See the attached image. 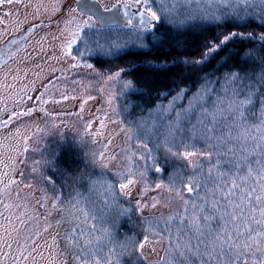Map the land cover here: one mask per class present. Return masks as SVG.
Here are the masks:
<instances>
[{"label": "rangeland", "instance_id": "rangeland-1", "mask_svg": "<svg viewBox=\"0 0 264 264\" xmlns=\"http://www.w3.org/2000/svg\"><path fill=\"white\" fill-rule=\"evenodd\" d=\"M122 1L100 0L104 8ZM70 20L92 24L80 29V39L84 34L97 39L110 37V33L103 31L105 29L99 27L92 17L76 9L74 0L0 2V45L11 40L12 36L23 34L34 24L46 23L33 32L28 31L25 35L28 38L21 49L0 66V237L4 236L3 226L8 224L6 216L12 218L16 228V231L9 228L12 231L11 248L5 247L0 239V264H16L13 257L21 254L29 258L20 260L19 264H71L66 256L67 252L72 254L68 235L72 243L80 240L83 244L87 240L97 242V237L83 238L84 234H88L90 224L92 230L97 229V221H82V212L78 211L76 203L66 200L60 186L52 178L53 163H48L47 159L51 158V153H56L53 148L61 145L69 146V149L78 148L88 166L99 174H105L96 187L98 196H102L112 188L108 187L111 185L109 175L118 180L115 173L127 170L126 150L137 143L120 106L127 88L121 83V77H116L118 71L98 69L72 56L71 50L80 39H76L70 49L67 48L71 36L64 30ZM124 27L126 31L119 30L118 36L106 40L110 50L113 49L111 45L123 43L126 34L132 32L131 28ZM70 30H75V24ZM85 52L90 53L89 50ZM73 64L76 66L73 67ZM109 76L116 78L110 80ZM256 128L251 129L258 136ZM129 135H132L131 141L128 140ZM136 151L148 155L147 148ZM207 157V154L197 155L189 160L197 163ZM133 160L131 166L134 171H137V164L147 167L143 160ZM177 160L189 170L194 168L193 163L183 158V154ZM12 180L16 183H10ZM150 184L154 188L156 183ZM5 185H8L7 191H3ZM143 187L145 185L137 183L132 195L128 196L120 193L119 184L116 188L123 202L135 210L136 218L141 221L174 216L182 210L181 200L170 197L168 191L150 190L141 197ZM153 196L160 200L156 207L137 210L138 201L150 205V197ZM165 198H170L171 202L165 203ZM92 202L96 203L95 200ZM5 204L11 205V208L6 209ZM18 216L22 217L23 223L16 219ZM141 221L133 223V226L146 227ZM143 228L138 231L137 241L143 238ZM163 241L154 246L155 251L151 248L146 250L147 259L141 258L140 253L132 249L126 253L137 256L141 264H149V260L154 262L165 256L166 240ZM5 253L8 255L5 256ZM87 254L93 256L88 248ZM95 257L89 264H95ZM99 259L105 262L111 259L112 264H119L112 253Z\"/></svg>", "mask_w": 264, "mask_h": 264}, {"label": "trees", "instance_id": "trees-1", "mask_svg": "<svg viewBox=\"0 0 264 264\" xmlns=\"http://www.w3.org/2000/svg\"><path fill=\"white\" fill-rule=\"evenodd\" d=\"M250 1L249 5L236 6V14L228 15L231 8L223 4L217 6L208 4L206 1L198 3V0L190 2L188 0H148L146 7H151L158 15V19L151 24L150 31H144L143 28L133 25L132 32L127 30L131 33L126 34L125 41L119 45H111L113 49L110 50L106 40L110 41L113 36H118L119 30L126 31L125 27H102L105 29L103 31L110 33L109 38L103 36L97 39L96 36L84 34L83 39L78 40L71 50L73 57L83 59L98 69L108 68L115 72L119 71L121 83L132 84L131 88L125 90L120 106L124 110L125 120L134 130L135 141H144L147 144V153L155 157L156 162L161 166L159 173L154 169H147L148 181L167 185L170 176L181 174L184 178L183 183H178L175 187L182 192L183 198L189 201V207L192 202L204 203L198 198L203 196L206 189L211 186L205 183L210 166L215 165L217 172H224L228 176H239L246 173L247 167L242 166L238 169L235 164L236 160L231 155L217 157L213 153L211 156L208 155L205 160L197 162L201 165V169L189 170L185 165H181L177 160L178 157L172 156L167 151L169 145L163 142L159 133L165 125L175 121L177 112H183V109L189 105L192 96L200 90L205 79L215 81V93L212 97L214 98L215 94L220 92L224 75L230 72L238 73L243 77L240 82L238 99H244L250 91L252 93L251 103L244 107L245 125L249 128L264 126V85H261L257 79L264 74V42L259 40L255 42L241 41L240 37L236 36L227 47L221 46V49L214 54V58L200 65L194 63L202 58V54L210 43H217L225 33L244 35L255 33L257 37L264 35V19H262L264 18V4H261L260 0ZM122 2L126 3V0ZM205 10L209 13L214 12L223 18L218 21L207 19ZM237 14L243 19H236ZM170 20L183 21V24L174 25ZM45 24H34V26L25 29L23 34L12 36L11 40L1 44L0 66L9 61L21 49L28 38L25 36L28 31L33 32ZM153 35L162 37L163 43H154ZM137 37L144 41L143 47L137 46ZM86 50H89L90 53L87 54ZM189 126V122H182V130L177 133L185 142H189ZM149 128L151 131L148 130ZM190 143L195 145L200 152H213L200 141L192 140ZM258 143V140L248 142L253 146ZM53 149L56 153H51V158L47 161L53 163L52 178L60 186L61 193L66 197V200L73 204L76 203L78 211L83 210L81 211L82 221H86L84 212L95 213L97 217L95 220L98 227L94 226L97 228L96 233L93 235L89 223L88 234L83 235L85 239L87 237L101 238L97 245L100 251L95 255V258H103L104 255L110 253L109 249L111 248L112 254L114 253L119 264H141L137 256L134 257L130 252L121 254L122 250L114 247L112 243L127 241L129 238L137 241L138 231L143 228V225L136 226L137 228L133 226V223H140L141 220L136 218L135 210L127 207V204L117 193L116 188L119 181L109 175L112 188L107 192V195L98 196L96 187L102 181V176L106 175L99 174L88 166L78 148L69 149V146L61 145ZM173 150L181 154L185 151L179 145H176ZM261 158H264V155L257 148V155L248 157V165L257 168L256 161ZM144 162L147 165L151 163V161ZM194 175L202 176L204 179H201L199 183H190ZM253 175L255 176V172ZM225 178L227 179V177ZM254 183L255 180H250L244 191L246 192ZM185 185L192 187L193 190L187 191ZM236 193L233 202L241 203L243 193L239 189L236 190ZM217 198L222 203H226L223 197ZM93 200L96 203H93ZM252 200L254 201V198ZM244 207H251V203H245ZM89 209H93L94 212H90ZM232 210L229 209V211ZM178 213L184 214V208ZM90 219L91 216L87 220L90 222ZM182 223L186 228L187 222L181 221L177 217L172 221L171 231L168 230L169 225L159 224L161 237L166 240L165 248L172 246L171 241L180 239L176 228ZM221 223L218 216L210 221L213 232L219 230ZM102 226L109 229L110 236H103V233L99 231ZM189 236H191L190 232ZM67 237L69 244L67 245L72 254L67 252L66 256L71 264H83L84 260H87L89 264L93 260V256L87 254L86 243L83 244L82 240L72 243V238L69 235ZM196 244L197 241L193 240V246ZM76 245L78 246L74 249L73 246ZM200 247L203 250L204 246L200 245ZM69 250L67 249V251ZM186 255L187 264H220V257L210 260L207 255L198 256L191 253ZM226 259L227 257H225ZM232 259L235 264H244L251 258L244 255L239 259L235 257ZM180 264H184V261H180Z\"/></svg>", "mask_w": 264, "mask_h": 264}, {"label": "snow or ice", "instance_id": "snow-or-ice-1", "mask_svg": "<svg viewBox=\"0 0 264 264\" xmlns=\"http://www.w3.org/2000/svg\"><path fill=\"white\" fill-rule=\"evenodd\" d=\"M3 2V0H0ZM190 2V0H188ZM200 0H198V3ZM250 0H206L208 4L220 3L229 8L231 12L228 15L236 14V6L240 4H247ZM7 3H12V0H7ZM261 4H264V0H260ZM148 0H126L125 7H131L136 5L140 14L141 23H144L146 18L149 21H156L158 15L151 7H146ZM205 18L213 21H218L223 17L216 15L214 12L209 13L205 10ZM236 19H243L242 16L236 15ZM264 19V18H262ZM174 25L179 23L183 24V21L170 20ZM75 24V30H70L71 25ZM128 28L133 27V21L131 19L125 22ZM125 25H121L124 27ZM92 24L89 21H83L77 23L75 21H69L66 24L65 30L71 36V39L67 41V48L72 47V43L76 39H80V29L91 27ZM144 31H150L151 25L146 24L142 29ZM236 36L240 37L241 41L248 40L255 42L257 40L264 42V35L257 37L255 33H248L246 35L241 33H225L217 43H210L209 47L202 54V58L194 61L195 64H203L207 60L214 58V54L217 53L221 46L227 47L229 43L234 41ZM154 43H163V38L153 35ZM137 46L143 47L144 41L140 38H136ZM67 55V50H64ZM76 65L73 64V67ZM91 68V65H88ZM120 75L118 71L116 77ZM116 77L109 76V79H115ZM258 81L261 85H264V74L260 75ZM243 80L238 73L230 72L224 75L223 81L220 86L219 94H215V81L205 79L201 85L200 90L195 93L189 105L183 109V112H177L175 121L169 123L163 127V130L159 133L166 145H169L167 151L175 157H179L181 153L173 150L176 145H179L185 149L183 158L193 163L195 169H201V165L194 161L189 160L190 157L197 155H209L213 153L217 156H229L235 158L236 167L239 169L242 166L247 167L246 173L241 175L228 176L226 173L217 172L215 165L208 168V178L205 179L206 184H210L206 189L203 196L198 199L203 200L204 203L192 202L189 207V201L183 198L182 192H180L175 186L176 184L183 183V176L177 174L169 177V183L167 185L156 183L154 188L148 181L147 169H154L155 172H161V166L156 162L155 157L150 153L145 155L143 152L137 153L136 149L147 148V144L144 141H138L135 145L129 146L126 150L128 155L125 159L128 160L129 166L126 171H117L115 176L119 181L120 193L128 196L132 195V190L137 183L145 185L141 190V197L148 191H155L161 189L168 191L170 197L181 200L182 207L184 208V214L177 213L175 216L169 215L168 217H161L158 219L145 218L142 223L146 224L143 228L142 240L136 241L133 238H129L123 242H112L114 247L121 249V254H125L129 249L135 250L140 253L141 258L147 259L146 250L151 248L155 251V245L163 243V238L159 231V224L164 223L169 225V231L172 230V221L177 217L181 221H186V228L184 224L177 226L176 232L180 235V239L171 241V245L165 248L166 256H160L158 260L151 261L149 264H180V261H184L187 264V255L204 256L214 259L220 257V264H235L232 257L239 259L241 256L247 255L251 259L246 260L244 264H264V158L257 159V168H253L248 165V157L257 155V148L260 153L264 155V126H257V136L251 128L244 123V107L251 103V91L244 99H238L240 96V82ZM126 88H131L132 84L125 85ZM210 103V107H209ZM115 111V109H113ZM193 118L194 122H193ZM189 122L188 129L189 137L185 142L177 134L179 130H182V122ZM142 126V125H141ZM151 131V128L148 129ZM130 132L134 130L129 129ZM132 135L128 136V140L131 141ZM192 140L200 141L206 145L208 149H212L213 152L203 153L190 142ZM259 143L255 146L248 144L249 141H256ZM135 160L151 161L147 165V168H142L141 165H136L137 171L133 170L131 166ZM112 159H115L113 157ZM108 167V165H104ZM255 172V176L253 173ZM227 177V179L225 178ZM202 176L194 175L190 183H199ZM250 180H255L253 186L249 187L245 192L244 189L248 186ZM10 183H16L14 180ZM230 185V187H229ZM111 188V185L108 186ZM187 190L191 192L192 187L185 185ZM8 185H5L3 191H7ZM239 189L243 195L241 197V203H234L233 197L236 196V190ZM217 197H223L226 203H222ZM254 198V201L252 200ZM152 203L137 202V210H142L145 207H156V204L160 200L153 196L150 197ZM170 198H165V203H170ZM251 203V207L245 208V203ZM79 203V201H77ZM6 209H10L11 205L5 204ZM53 207H56L53 204ZM229 209H233L229 211ZM83 211V210H81ZM91 216L92 220L97 217L95 213L84 212L85 220ZM219 217L221 226L219 230L213 232L210 227V221L215 217ZM8 221L7 225H4V236L0 237L3 240L4 246L11 248L10 238L12 231H16L15 225L12 223V218L6 216ZM21 223L23 219L21 216L16 218ZM11 228L12 231H9ZM97 229L93 228V232ZM103 233L104 237L110 236L109 229L107 227H101L99 229ZM189 232L191 236H189ZM100 237L96 238L97 243L94 244L93 240H87L86 246L88 250L95 256L99 251L98 242ZM193 240L197 241V244L193 246ZM200 245H203V250ZM112 253V249H109ZM114 254V253H113ZM8 254L5 253V256ZM225 257L227 259L225 260ZM29 257H25L23 254L20 256H14L13 259L16 264H19L20 260H26ZM83 264H88L87 260L83 261ZM95 264H112V260L102 261L100 259L95 260Z\"/></svg>", "mask_w": 264, "mask_h": 264}, {"label": "water", "instance_id": "water-1", "mask_svg": "<svg viewBox=\"0 0 264 264\" xmlns=\"http://www.w3.org/2000/svg\"><path fill=\"white\" fill-rule=\"evenodd\" d=\"M74 5L79 12L92 17L99 27H121L129 19L138 27L153 23L145 18L142 24L137 6L125 7L123 2L113 3L108 8H104L100 0H74Z\"/></svg>", "mask_w": 264, "mask_h": 264}, {"label": "clouds", "instance_id": "clouds-1", "mask_svg": "<svg viewBox=\"0 0 264 264\" xmlns=\"http://www.w3.org/2000/svg\"><path fill=\"white\" fill-rule=\"evenodd\" d=\"M89 211H90V212H94V210H93V209H89Z\"/></svg>", "mask_w": 264, "mask_h": 264}]
</instances>
